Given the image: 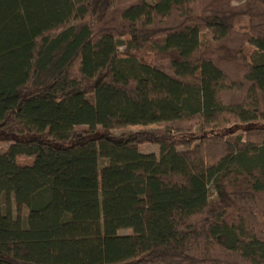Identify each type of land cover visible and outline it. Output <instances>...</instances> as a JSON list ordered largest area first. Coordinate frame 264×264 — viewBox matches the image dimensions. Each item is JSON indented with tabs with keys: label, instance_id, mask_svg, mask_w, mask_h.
I'll return each mask as SVG.
<instances>
[{
	"label": "trees",
	"instance_id": "16d2710c",
	"mask_svg": "<svg viewBox=\"0 0 264 264\" xmlns=\"http://www.w3.org/2000/svg\"><path fill=\"white\" fill-rule=\"evenodd\" d=\"M2 194L0 264H264V0H0Z\"/></svg>",
	"mask_w": 264,
	"mask_h": 264
},
{
	"label": "rangeland",
	"instance_id": "374dc122",
	"mask_svg": "<svg viewBox=\"0 0 264 264\" xmlns=\"http://www.w3.org/2000/svg\"><path fill=\"white\" fill-rule=\"evenodd\" d=\"M249 53L250 55H254L256 50L255 49H249ZM78 129H86V127H80ZM139 128H131V130H138ZM240 129H232V132L235 131H239ZM2 149L7 148V144H2ZM142 152L144 153H155L158 154L159 153V149L156 146H150V145H144L141 147ZM25 162V159L23 160ZM211 197L215 196V193L213 191L210 192ZM0 206L2 208V210L4 212L6 211H10L14 217H18L21 218V220L23 221V223L26 225V217H27V213L28 210L27 208H25L24 206H19L13 195H6V194H2L1 198H0ZM122 234H131L132 231L131 230H122L121 231Z\"/></svg>",
	"mask_w": 264,
	"mask_h": 264
}]
</instances>
